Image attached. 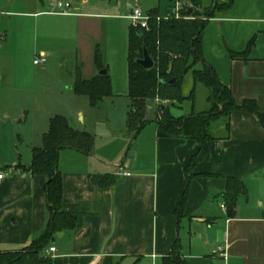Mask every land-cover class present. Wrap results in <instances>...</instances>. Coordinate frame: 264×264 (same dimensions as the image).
Here are the masks:
<instances>
[{
	"label": "crops",
	"instance_id": "obj_1",
	"mask_svg": "<svg viewBox=\"0 0 264 264\" xmlns=\"http://www.w3.org/2000/svg\"><path fill=\"white\" fill-rule=\"evenodd\" d=\"M63 1L70 4L66 15L57 7ZM148 1L141 10L136 1L127 0H0V140L11 130L22 146L16 156L2 160L0 168L1 252L22 250L45 227L46 179L32 175L28 167L50 119L62 116L73 130L89 133L86 125H94L103 104L101 100L91 107L86 96L74 93L77 70L85 80L105 71L111 96L104 99L126 98V121L127 17L133 7L162 17L171 6V0L162 6V0ZM211 1L202 0L201 7L208 8ZM96 47L104 69L94 65ZM200 53L236 105L252 101L264 114V0H232L228 9L215 12L203 27ZM230 53L245 57L230 58ZM38 54L45 55L44 65L33 64ZM53 71L61 75L56 81ZM115 76L125 83L120 94L113 92ZM28 98L32 104L41 102L25 125L30 112L24 113L28 106L22 103ZM54 98L60 99L55 110ZM160 106L155 101L147 105L151 124L132 138L134 145L118 156L114 169L99 163L94 143L88 155L59 151L61 205L77 223L49 243L46 249L55 251H44V256L51 264H160L175 240L187 264H264V130L257 117L235 110L211 124L212 139L191 169L177 220L174 211L185 187L184 170L197 145L156 136L153 120ZM202 109L200 105L197 112ZM119 165L128 176L116 174ZM227 177L244 187L232 215L221 196ZM194 238L204 253L191 245ZM218 248L224 256H218Z\"/></svg>",
	"mask_w": 264,
	"mask_h": 264
},
{
	"label": "trees",
	"instance_id": "obj_2",
	"mask_svg": "<svg viewBox=\"0 0 264 264\" xmlns=\"http://www.w3.org/2000/svg\"><path fill=\"white\" fill-rule=\"evenodd\" d=\"M186 7L179 12L178 18L155 20L156 12L148 13L147 31L142 29L128 30L127 35V107L126 126L133 135H137L148 123L144 119L146 102L158 100L163 109L158 108V117L153 120L156 125V136L184 138L197 145L184 170L185 187L180 202L175 207L177 220L182 216L187 186L193 175L191 169L205 154L206 142L212 139L208 130L212 123L225 120L235 110L254 114L264 130V114L256 111L252 101H243L236 105L226 87L221 85L212 68L201 57L200 39L206 21L215 12L228 9L232 0H212L208 8L201 7L202 0H185ZM190 9V13H187ZM142 47L152 61L150 69H142L135 61L141 58ZM245 54L230 53V58ZM93 62L97 69H104L101 54L96 47ZM189 76L191 86L186 95L182 94V84ZM173 79L172 86L160 82ZM196 85L206 90L207 108L187 116H172L169 108L177 106L184 100L192 102ZM73 91L76 95L86 96L91 107L111 96V81L107 74H97L89 80L81 78L77 70ZM169 105H165V104ZM93 147V138L89 133L73 130L62 116H54L49 121L47 132L43 135L41 146L32 149V160L28 170L32 175L44 176L46 179L45 206L47 221L43 231L32 242L20 251L1 252L0 264H51L52 260L44 256L56 233L71 230L76 226V217L66 212L61 205L62 180L58 169V153L62 149H72L88 155ZM105 178L101 186H105ZM244 193L240 180L227 177L225 188L221 193L228 215H232L235 200ZM180 245L175 240L169 253L160 259V264H187L179 253Z\"/></svg>",
	"mask_w": 264,
	"mask_h": 264
},
{
	"label": "rangeland",
	"instance_id": "obj_3",
	"mask_svg": "<svg viewBox=\"0 0 264 264\" xmlns=\"http://www.w3.org/2000/svg\"><path fill=\"white\" fill-rule=\"evenodd\" d=\"M127 1L129 2L136 1L137 5L140 7L141 10H146L149 2L148 0H127ZM164 3L165 0H162L160 6H162ZM27 57H29L30 60L32 59L30 55ZM50 75L54 81H56L57 77L61 76L55 71L51 72ZM65 75H66L65 73L62 74V76ZM115 79H114L115 81L113 82V92L116 94L117 93L120 94L122 88H124L125 83L122 82V78H117L115 76ZM40 85L41 84L38 83V86ZM190 86H191V81L189 76L187 75L182 84L183 95H186L188 93ZM205 95H206V90L201 85H196L194 90L193 101L190 102L184 100L179 105L170 107L169 113L175 117L187 116L192 110L193 112H197L198 107L200 105L203 106L202 109L203 111L207 108V104L205 102ZM30 99L31 98L25 100L26 102L23 100L22 103V106H28L24 109V113L30 112V115H27L28 122H26L25 125H27V123L28 125H30L32 116L34 115V110L40 105L41 102L40 99H38V101H40L39 103L32 104L30 103ZM59 100L60 99L57 98L52 99L51 105L53 104L54 110L55 107H57L56 103H59ZM152 101L156 102V106L157 104H161V102H159L158 100H149L148 102H146V107ZM126 102L127 99L123 97L103 99V104H101L99 112L95 114L94 125H92L91 127L88 124L86 125L87 130H89L88 132L91 134L93 138V143L95 144V153L100 155L99 163L104 167H108L109 169H114L120 160L117 159L118 156H121L122 158L127 150V147L128 146L131 147V144L134 145L133 135L127 130V126L125 123L126 121L124 116V109H125L124 105H126ZM165 105H169V104L167 103ZM151 114L152 112H147V114L145 112L144 119L148 120V123L145 126L151 124V122H149L150 119L152 120ZM208 133L212 135L213 130L209 128ZM13 134L14 132L12 133L11 130H8L0 140V168L3 166L2 160H9L11 157L13 158L14 156H16L18 148L19 147L22 148L19 142L17 140H14L15 137L14 138L12 137ZM114 147H116V149Z\"/></svg>",
	"mask_w": 264,
	"mask_h": 264
},
{
	"label": "built area",
	"instance_id": "obj_4",
	"mask_svg": "<svg viewBox=\"0 0 264 264\" xmlns=\"http://www.w3.org/2000/svg\"><path fill=\"white\" fill-rule=\"evenodd\" d=\"M185 0H171V6L169 8V12L162 16L155 18L156 21L159 20H166L168 18H178L179 12L185 8ZM57 7L61 10L60 14L66 15L68 14L67 9L70 7V4L68 2H58ZM130 27L134 29H142L144 31H147V21L149 20V16L145 13H143L139 8L133 7L131 9V12L129 16L127 17ZM46 62V58L44 54H38L33 59L34 65H44ZM116 174L119 176L126 177L128 176V173L124 168L119 165L117 166ZM3 178V174L0 172V180ZM262 215L264 216V210L262 211ZM46 253H53L55 251L54 248L50 247L45 250ZM218 256H224V253L221 251L220 248L217 249Z\"/></svg>",
	"mask_w": 264,
	"mask_h": 264
},
{
	"label": "water",
	"instance_id": "obj_5",
	"mask_svg": "<svg viewBox=\"0 0 264 264\" xmlns=\"http://www.w3.org/2000/svg\"><path fill=\"white\" fill-rule=\"evenodd\" d=\"M187 13H190V9H187ZM141 51H142L141 58L137 59L135 61V63L138 66H140L142 69H145V70L150 69L152 67V65H153L152 61L149 58V56H148L146 50L144 49V47H142ZM100 74L104 75L105 71H101ZM160 83L162 85H164V86H172L173 83H174V80L173 79L164 80V81H161ZM160 109L162 110L163 107L160 106ZM61 234H62L61 232L56 233V237H59ZM191 245L193 247H195L196 249H198L199 251H201L202 253H204V250H203L202 246L200 245L198 239H196V238L192 239Z\"/></svg>",
	"mask_w": 264,
	"mask_h": 264
}]
</instances>
